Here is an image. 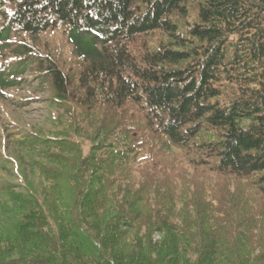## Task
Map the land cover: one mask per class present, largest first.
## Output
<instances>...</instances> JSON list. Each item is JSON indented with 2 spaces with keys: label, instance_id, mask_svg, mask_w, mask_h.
Masks as SVG:
<instances>
[{
  "label": "trees",
  "instance_id": "16d2710c",
  "mask_svg": "<svg viewBox=\"0 0 264 264\" xmlns=\"http://www.w3.org/2000/svg\"><path fill=\"white\" fill-rule=\"evenodd\" d=\"M26 71L68 116L0 179V264H264V0H0Z\"/></svg>",
  "mask_w": 264,
  "mask_h": 264
},
{
  "label": "rangeland",
  "instance_id": "374dc122",
  "mask_svg": "<svg viewBox=\"0 0 264 264\" xmlns=\"http://www.w3.org/2000/svg\"><path fill=\"white\" fill-rule=\"evenodd\" d=\"M6 61L4 59L3 64ZM22 78L17 86L0 91V150L6 152L7 159L6 163L0 159V167L5 165L10 174H5L0 168V179L12 186L19 185L22 175L26 179H35L37 176L36 172L28 168V164L22 167L16 163L19 141L32 132L42 137L55 135L53 130L63 128L61 121L68 116L63 108L52 102L49 87L39 78L29 71L24 72ZM5 200L8 198L0 192V205Z\"/></svg>",
  "mask_w": 264,
  "mask_h": 264
}]
</instances>
